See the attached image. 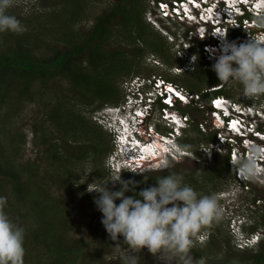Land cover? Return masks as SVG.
Wrapping results in <instances>:
<instances>
[{
    "label": "trees",
    "instance_id": "obj_1",
    "mask_svg": "<svg viewBox=\"0 0 264 264\" xmlns=\"http://www.w3.org/2000/svg\"><path fill=\"white\" fill-rule=\"evenodd\" d=\"M83 3L85 5V1ZM57 5L59 9L51 8L45 15L35 12L28 19L17 15L23 26L30 23L29 31L18 34L7 31L0 33V110L5 108L4 116L7 115V110L10 112L18 110L23 102L33 100L32 88L37 83L67 80L70 83L69 91H76L72 94V101L67 97H64L63 101H56L47 111V119L40 125L41 129L34 128L37 132L34 144L44 145L45 168L43 162L22 163L17 159L19 153L15 150L14 142L17 139L16 135L24 143V137L19 135L20 133L11 140L6 136V128L0 131L2 136L0 137V196L6 197L5 211L10 219L25 229L24 264H99L90 260V254L88 255V248L94 246L93 242L83 238L70 240L68 230L72 221L69 218L68 204L46 193L44 182L54 178H49L53 170V174H57L55 179L60 185L77 187L79 178L73 175V168L76 171L78 162L87 160V155L91 156L90 154L98 160L96 175L99 177L106 173L104 163L111 150L110 135L91 119L85 121L86 117L76 107L78 104L76 94L88 98L90 106L98 104L100 107L118 103L123 96L118 80L138 68L137 58L142 54V49L138 47L141 40L146 41L150 49L159 53L167 64L173 62V53L170 56L171 47L168 48L169 42L165 36L158 30L160 36L150 35L147 30L148 22L144 20L147 0H118L109 9L99 13L86 37L81 40L76 37L74 27L80 21L84 7L77 4L71 9L68 4L65 5V0H59V3L53 7ZM243 33L242 30L231 31L229 36L237 40ZM113 37L120 38L125 44H133L131 57L129 53L107 49V46L112 44ZM46 39H50V42H46ZM60 45L64 47L60 48ZM42 48L46 51L43 52ZM153 51L151 54H154ZM201 59L199 57V68L206 69L202 67L204 64ZM207 72L208 75L215 74L210 69H207ZM190 74L194 75L195 72ZM166 78L171 79L170 76ZM213 78V75L208 76V79L215 81L207 84L209 87L220 83L216 76L215 80ZM183 86L194 92H201L205 88L195 86L192 82ZM217 94H224L234 99L233 93L227 88L204 93L203 99L208 101ZM47 122L54 126V130L62 138H71L77 143L85 142L83 149L85 154L78 157L67 156L65 150L60 147L63 142L59 144L55 142L54 137H51L53 133L47 131L45 127ZM191 128L195 140L192 141L187 137L181 140V144L188 150L194 149L203 141L209 142L210 139L215 138L213 133L205 137L206 140H201L199 135L204 133L199 129L197 121L191 124ZM11 145L14 146L15 153L8 152ZM197 152L196 155L200 157L199 151ZM165 170H161L162 173L151 174L155 171H147L144 174H137L139 176L132 179L137 184L136 192L148 186H155V179L170 173ZM225 171L234 174V169L229 165L228 154L225 155L222 164L216 168L191 172L187 175L181 174L187 177L185 182L197 192L209 194L208 187L216 191L222 179L221 175ZM197 172L200 173L199 177ZM144 175L147 180L144 179ZM125 195H133V193L127 192ZM254 212L251 213V219L255 221ZM259 214L261 219L258 226L264 227L263 208L260 209ZM255 225H257L256 221ZM210 226L204 229H211ZM219 226L218 223L215 227ZM258 244L259 247L252 249V253L239 254L222 264H264V239L262 238ZM200 257L207 259L206 264L210 263V256L202 252L199 255L198 252L193 253L192 260H200Z\"/></svg>",
    "mask_w": 264,
    "mask_h": 264
},
{
    "label": "clouds",
    "instance_id": "obj_2",
    "mask_svg": "<svg viewBox=\"0 0 264 264\" xmlns=\"http://www.w3.org/2000/svg\"><path fill=\"white\" fill-rule=\"evenodd\" d=\"M184 1L186 2L185 10L190 9L185 22L196 26L193 33H196L195 38L201 40H198L197 46H194L195 43L191 45L189 34L185 32V38L191 47L188 58L195 64V67L187 73H193L199 69V57L205 60L202 46L208 42L206 40L215 44L219 43L217 45L219 52L211 63V70L220 83L207 88L210 91H218L227 86H239L247 100L260 97L262 102L252 103L254 107L264 110V0H199L200 4H193L189 0ZM15 2L16 0H0V33L7 31L18 34L25 30L21 21L7 12ZM165 24L170 23L165 22ZM236 30L244 31L239 39H245L246 42L237 43L239 39L230 38V32ZM203 34L205 37L202 36ZM163 36L167 38L166 34ZM214 97L231 99L224 94H217L209 100ZM122 98L118 103L105 105H118ZM222 105L223 107L214 108V110H219L220 114L224 111V116L219 114L216 118L212 114L213 109L210 105L208 112L216 122V129L226 131L224 121L232 115L234 110L226 102ZM253 116L255 117V112H248L243 127L237 126V129L241 130L239 132L236 130L233 134L240 139L243 136L252 137L255 141H260L256 143L264 144V136L259 132L255 133L256 129L253 131L248 127L247 118ZM145 117L144 115L143 118ZM262 120L264 116L258 121ZM114 123V128L109 129L108 132L111 136L112 149L104 163L107 171L112 174L103 180L90 183L87 188V191H95L99 194L98 197L93 198V202L102 214L101 224L112 241L122 237L128 247L134 251L147 249L154 256L163 254L164 264H171L173 260H176L178 264H193L190 251L194 246V238L202 240L204 236H208L201 230L222 218V205L227 211L234 212L236 209L233 207L234 199L238 193L236 190L225 191L227 195H222V199L215 194H201L185 183L182 174L176 172L159 177L155 179V186H148L136 192V182L131 179L123 180L121 178L123 173L135 176L144 174L147 172L145 170H164L168 164L161 163L158 168L148 167L151 161V156H148L145 160H141L144 169L131 170L128 163H132L134 167L137 166L136 161L141 146H138L136 142H130L132 138L128 135L129 132L122 129L121 122L116 116ZM117 126L120 127V132L116 130ZM181 128L184 131L185 127L181 126ZM257 129L264 133V130L258 126ZM116 134H121V139H117ZM181 140V136L178 135L177 144H181ZM249 151L252 155L249 153L248 157L244 156V152L236 154L234 162L229 160V151H227L229 165L234 169L233 177L240 183L248 184L256 180L263 182L264 149L253 145ZM169 160L172 161L171 158ZM237 169L244 179L236 178ZM199 175L200 173L197 172V177ZM144 179L147 180L145 175ZM109 183L113 186L119 184L118 190H110L107 186ZM93 184L95 186L90 187ZM127 192H132L133 195H125ZM226 199H229L226 204L219 205L218 200ZM6 205V197L0 196V264H24L25 229L10 219L5 211ZM239 217V220L245 218L244 215ZM230 219L233 221L231 227H234L233 223L237 218L231 216ZM232 230L234 232V229ZM237 236L240 238L237 247L241 249L254 247L261 241L259 233L245 235L239 232ZM122 264H138V258L135 255H125L122 257Z\"/></svg>",
    "mask_w": 264,
    "mask_h": 264
},
{
    "label": "rangeland",
    "instance_id": "obj_3",
    "mask_svg": "<svg viewBox=\"0 0 264 264\" xmlns=\"http://www.w3.org/2000/svg\"><path fill=\"white\" fill-rule=\"evenodd\" d=\"M85 1V5L83 3ZM65 0V5L68 4L71 9H73L77 4L81 5L82 8L84 7L83 14H81L80 21L77 22V24L74 27V32L76 34V37L81 40V38L86 37V34L88 30L91 28V26L94 24L96 17H98L99 13L102 10L109 9L113 4H115L118 0ZM152 0H147V11L144 16V20L147 21L148 14L153 10V6H151ZM59 0H16L15 4L7 10L8 14L14 15V16H20L23 18L28 19V17H32V14L40 13L41 15H45V13L50 10L51 8L59 9V5L53 7L54 5L58 4ZM27 21V20H26ZM28 22V21H27ZM148 22V21H147ZM160 25H164L163 27L166 28V31L168 32L167 40L169 42V39H175V42H169L168 48L170 51V56H172L173 53V62L171 63H165L159 55V53L153 51L150 49L148 44H146V41L141 40L139 42L138 47L142 49V54L140 55L139 59V66L136 68V71H131L130 73L122 76L118 80V86L122 90V81L124 78H128L131 76V74L134 73H140L142 75H149V74H161L164 77L170 76L171 80L183 84V85H189L190 82H192L195 86H200L201 88L209 87L207 84H212L215 81H211L208 79V76L213 75L215 80V74L211 73L208 75L209 72H207V68L211 70V63H208L207 61L203 60L204 68H199L195 71L194 75H191L190 73L187 74H181V75H174L173 73L169 72V67L174 65H180L182 64V60L177 57L176 55V49L179 47L182 41H185V32L191 31L193 29V32H195L196 26H191L187 24L186 22L177 24V23H170L165 24V21L161 19ZM34 25V24H33ZM147 25L148 32L155 36H160V33L150 24ZM30 23L29 25L24 26V31H29ZM159 33V34H158ZM35 34V33H34ZM163 34V33H162ZM165 35V34H163ZM247 35V32H246ZM145 37V36H144ZM163 39L164 37L161 36ZM196 33L193 35H189V39L191 42V45L197 46L199 41H201L199 38H195ZM198 37V36H197ZM194 41H193V39ZM165 40V39H164ZM199 40V41H198ZM46 42H50V39H46ZM112 44L107 46L108 50L111 51H123L125 53H129V57H131V52L133 49V44H125L123 43L120 38L113 37L111 40ZM187 43L189 41L186 40ZM135 46V45H134ZM190 46V44H189ZM60 48L64 47L63 45L59 46ZM175 50V53H174ZM42 51L45 52L46 50L42 48ZM153 51V55L163 61L167 66L164 65L162 68H155L147 64V59L152 55L151 52ZM41 52V51H40ZM214 62V61H213ZM212 62V63H213ZM203 67V66H202ZM206 70V71H205ZM139 71V72H137ZM217 78V77H216ZM70 83L67 80H61V81H48L47 83H37L32 88V95L33 100L31 101H25L20 105V108L18 110H7V117L4 116L5 108H2L0 110V131H3V128H6L7 134L6 136L9 139H14L15 135L17 133H20L19 135L24 137V143L20 140V137L16 135L15 147L16 151L19 153V156L17 159H20L22 163L25 162H43L44 168L46 167V162L44 160V145L34 144V137H35V130L34 128H37L38 130L41 129L40 125L43 124V122L47 119V111H49L53 105H55L56 101H63L64 97H67L70 101H72V94L74 92L69 91ZM229 91L233 93V97L235 100H240L242 102H253V103H260L262 102V99L260 97L257 98H251L250 100H247V98H243L242 90L239 86L235 87H226ZM123 92V90H122ZM76 99H78L77 109L79 112H82V114L86 117L85 121L87 119H91L92 122L97 123L102 127L104 131L108 135H110L109 129L106 126V124H102L99 120V118L102 117L105 108L103 106L98 107V104H94L90 106L89 99L86 97H82L80 95L75 96ZM87 103L89 105H87ZM71 106L70 104H68ZM103 108V109H102ZM186 110H189L192 114V123L203 121L206 116L207 127L209 128V133H204L202 135H199L201 137V140H206L205 137H208V135L213 134L215 131H213L214 127V121L212 119L211 114H208L207 112L202 113L198 112L192 107L187 108ZM206 111V110H205ZM90 117V118H89ZM191 123V124H192ZM258 127L261 128V130H264V120L258 121L257 123ZM45 127L49 133L51 134V137H54V141L58 144L63 142V145H61V149L65 150L67 156H73L78 157L81 155H84L83 149H84V143L83 141H80L77 143L76 141H73L71 138L64 139L61 135L57 134V131L54 130V126L51 125L49 122L45 124ZM39 133V132H38ZM1 134V133H0ZM40 135V133H39ZM2 137V136H0ZM192 141L195 140V134L191 127H189L186 132L185 136ZM60 140H58V139ZM111 138V136H109ZM252 138V137H251ZM22 139V137H21ZM212 139L209 140V142H201V143H208ZM256 142H260L257 140ZM111 143V142H110ZM12 146V147H11ZM9 149V153L14 152V146L11 145ZM199 144L194 148L191 149V155L190 157H186L181 159L180 161H170L168 159L167 164L168 167L165 168V172H176V173H182L186 175L191 172L196 171H205L207 169L211 170L213 168H216L218 165H221L222 162L225 159V155L227 154V149L225 146L221 147V149L218 150H211L212 156L210 155H203L198 150ZM241 149H244L243 146H241ZM112 149V145H111ZM240 149V148H239ZM200 153V157L196 155ZM15 153V152H14ZM91 156L87 155V160H84L83 162L80 161L77 164V168L75 171L74 169V176L78 177V186L77 187H66L62 186L56 181L55 177H57V174H53V170L49 176L54 177L50 178L47 182H44V189L46 193H49L54 198H59L62 200L64 204H68L70 216L72 223L69 226L68 235L71 238L70 240H77L80 238H83L87 241L93 242V245L91 248H88V255L91 257L90 260L93 262H98L99 264H122V257L125 255H135L138 258V264H164L163 260V254H157V256L152 255L147 251V249H142L139 251H134L128 247V245L123 241L122 237H118L117 241H112L108 235V233L105 231L103 225L101 224V217L102 214L97 210L93 198L98 197V193L95 191L89 192L87 191L88 185L90 183H93L94 181H100L104 178H107L109 174H112L107 171L104 176H99L97 174V167L98 160H95V156L90 154ZM164 164V163H162ZM148 167H151L149 165ZM144 169V168H142ZM47 170V169H46ZM151 174L154 173H162L161 170L157 169H150ZM149 171V170H145ZM87 173V174H86ZM224 173V174H223ZM222 173V179L219 181L218 189L216 191H213L211 187L209 186L207 190H209V194H215L216 196L227 195V193H224L225 191H231L233 192L236 190L237 196L234 199L235 207L236 209L234 212L231 210L227 211L226 207L222 205L223 209V215L222 218L218 222H213L214 224H211L209 228L211 229H203L201 232H204V234H207L208 236H204V238L201 240L197 239V237L194 238V246L192 247L190 251V255L193 256V253L198 252V255L200 252L207 254L210 256V263L209 264H218V262H227L231 260L234 256H237L239 254H246V253H252V249H257L259 247V244L254 247L250 248H239L237 247V243H240V238L237 236V234L244 233L245 235L253 234V233H259V237L261 240V237L264 239V227L258 226V223L260 221V209H264V180L263 182L255 181L248 183V187L245 186L246 183H240L235 181L233 175H231L229 172L225 171ZM86 174V175H85ZM43 175V173H41ZM124 175V176H123ZM139 176V175H138ZM137 175L132 176L127 173H123L121 175V178L123 180H129L133 178H137ZM187 177H184V180H186ZM186 183V182H185ZM188 184V183H187ZM95 184L90 185V187H94ZM108 188L110 190H118L119 184H116L113 186L111 183H109ZM243 186V189L241 187ZM84 191V192H83ZM253 200L255 202L253 203ZM229 201V199H226L225 201L218 200L219 205L226 204ZM116 203H119V201H116ZM257 210H259L257 212ZM254 212L255 221L257 225H255V221L251 219V213ZM262 211V210H261ZM236 217L237 220H234V227H231L232 220L230 219L231 216ZM239 215L243 216L244 219L239 220ZM258 221V222H257ZM220 224V226L217 228L215 227L217 224ZM257 226V227H255ZM234 229V232H232ZM260 243V241H259ZM207 252V253H206ZM160 257L159 259L157 257ZM200 257V260H192L193 264H206V258ZM171 264H178L176 260H173Z\"/></svg>",
    "mask_w": 264,
    "mask_h": 264
},
{
    "label": "built area",
    "instance_id": "obj_4",
    "mask_svg": "<svg viewBox=\"0 0 264 264\" xmlns=\"http://www.w3.org/2000/svg\"><path fill=\"white\" fill-rule=\"evenodd\" d=\"M193 4H200L199 0H189ZM204 1V0H201ZM151 6L153 10L149 12L146 18L148 23H150L154 28H156L160 33L168 34L166 28L160 25L161 19L166 23H182L185 22V18L189 16V11L185 10L186 2L184 0H152ZM181 6V7H180ZM210 7V6H209ZM184 10V11H181ZM203 14V13H202ZM207 12L205 13V15ZM215 30V29H214ZM214 31H212L213 33ZM193 31H189V35H193ZM204 36V34L202 35ZM205 37V36H204ZM202 46L203 57L208 63L214 61L215 56L219 52V43L210 42L206 40ZM169 42H175V39H169ZM219 42V41H218ZM246 42L245 39H239L237 43ZM189 43L182 41L179 47L176 49V56L182 60L180 65H172L169 67V72L174 75H180L187 73L190 69L195 67L194 62H191L189 57L190 51ZM175 53V50H174ZM147 64L155 68H162L167 66L163 61L151 55L147 59ZM123 98L118 105L109 106L105 105L104 113L101 118H99L102 124H106L108 129L114 128V118L115 116L121 122V127L123 130L129 132L131 141L136 142L140 147V154L137 158V166H132V163H128L131 166V170H138L144 168L140 158L142 157V152L147 149L148 146L154 144L156 154L163 155L160 162L154 163L152 157H150V165L153 168H158L161 163H165L169 158L174 161H180L183 158L191 155V151L183 147L181 144H177L178 135L181 139L184 138L186 130L191 127L192 114L186 109L189 107L194 108L198 112L205 113L208 112L209 105L211 106L212 114L218 118L220 114L219 110H214V108L223 107V103L229 104L230 108L234 110L232 115L224 121L226 131L217 130L214 121L213 131H215V138L212 139L210 144L201 143L198 150L201 154L212 156L211 150H218L221 147L228 148L229 160L234 162L236 160V154H242L244 156L252 155L249 151L253 145L257 148L264 149V144H258L253 138L243 136L238 138V136L233 133L241 129H237V126L243 127L246 120L248 112H255V117L247 118L248 127L250 130H255V133H261L257 129V123L259 118L264 116V110L262 108L254 107L252 102H242L240 100L228 99L214 97L209 100V102L203 99V94L210 91L208 88H204L201 92H194L189 90L187 87L172 81L169 78L164 77L161 74H149L142 75L132 74L128 78H124L122 83ZM171 89V91H169ZM245 98V97H243ZM257 98V97H256ZM102 108V109H103ZM206 110V111H205ZM185 111V112H184ZM143 112V114H142ZM246 113V116H245ZM146 116L143 118V116ZM221 116L225 115L224 111H221ZM205 119L203 121H198V127L202 133H209V128L205 126ZM182 127H185L184 131ZM116 130L120 132V127H116ZM244 135V134H241ZM117 139H121V134H116ZM129 142V143H130ZM243 146L244 149H241ZM142 148L144 150H142ZM177 150V152L175 150ZM240 148V149H239ZM179 149V150H178ZM259 163V162H258ZM238 180L244 179L239 175L237 169ZM246 182V180H245ZM247 186V184H245ZM248 187V186H247ZM243 186L241 187V189Z\"/></svg>",
    "mask_w": 264,
    "mask_h": 264
},
{
    "label": "bare ground",
    "instance_id": "obj_5",
    "mask_svg": "<svg viewBox=\"0 0 264 264\" xmlns=\"http://www.w3.org/2000/svg\"><path fill=\"white\" fill-rule=\"evenodd\" d=\"M146 147H147V149H145V150L142 148V150H144L142 152V154L145 153V155H142V157L144 156V158L143 159L140 158V159L141 160H145V158H147L148 156H151L154 163L160 162L162 157H163V155L156 154V151H155V148H154V144L152 143L151 147L148 146V145Z\"/></svg>",
    "mask_w": 264,
    "mask_h": 264
},
{
    "label": "snow or ice",
    "instance_id": "obj_6",
    "mask_svg": "<svg viewBox=\"0 0 264 264\" xmlns=\"http://www.w3.org/2000/svg\"><path fill=\"white\" fill-rule=\"evenodd\" d=\"M169 91H171V89H169Z\"/></svg>",
    "mask_w": 264,
    "mask_h": 264
},
{
    "label": "flooded vegetation",
    "instance_id": "obj_7",
    "mask_svg": "<svg viewBox=\"0 0 264 264\" xmlns=\"http://www.w3.org/2000/svg\"><path fill=\"white\" fill-rule=\"evenodd\" d=\"M203 230V229H202Z\"/></svg>",
    "mask_w": 264,
    "mask_h": 264
}]
</instances>
